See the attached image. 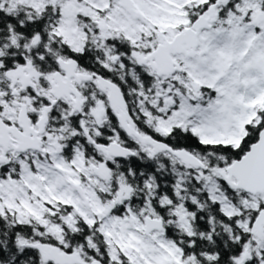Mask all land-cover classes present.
I'll use <instances>...</instances> for the list:
<instances>
[{"label":"snow or ice","instance_id":"1","mask_svg":"<svg viewBox=\"0 0 264 264\" xmlns=\"http://www.w3.org/2000/svg\"><path fill=\"white\" fill-rule=\"evenodd\" d=\"M0 264H264V0H0Z\"/></svg>","mask_w":264,"mask_h":264}]
</instances>
